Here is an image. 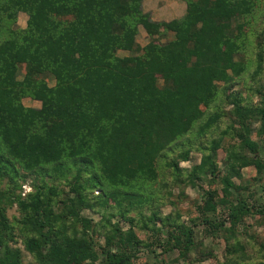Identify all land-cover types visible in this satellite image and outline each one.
<instances>
[{"label": "trees", "instance_id": "obj_1", "mask_svg": "<svg viewBox=\"0 0 264 264\" xmlns=\"http://www.w3.org/2000/svg\"><path fill=\"white\" fill-rule=\"evenodd\" d=\"M183 1L182 18L155 22L141 0H0V264H23L24 252L36 264H137L142 249L157 248L177 252L184 264L206 257L264 264V244L251 231L254 222H245L264 218V202L252 203L258 190L233 182L249 166L264 176V57L261 47L254 53L245 46L264 0ZM20 13L27 16L24 28L16 26ZM140 28L150 39L144 47ZM194 130L202 158L187 184L202 190L208 176L218 182H208L189 226L178 212L141 213L149 231L142 241L110 224V214L104 242L96 245L98 226L81 212L110 207L108 198H117L122 217L142 208L151 197L145 187L161 177L158 159L169 154L166 168L179 182V163L192 149L176 141ZM223 139L236 143L219 171ZM73 171L64 197L44 180H68ZM30 177L37 182L22 198L20 181ZM15 204L20 218L9 220ZM204 239L223 247V262L200 250Z\"/></svg>", "mask_w": 264, "mask_h": 264}, {"label": "rangeland", "instance_id": "obj_2", "mask_svg": "<svg viewBox=\"0 0 264 264\" xmlns=\"http://www.w3.org/2000/svg\"><path fill=\"white\" fill-rule=\"evenodd\" d=\"M142 10L144 13H147L150 15L152 21L155 22H169L172 20H178L183 17L185 14V8L186 4L183 0H141ZM27 16L23 13H20L17 18L16 26L17 28H24L26 25ZM171 39V37H170ZM149 37L146 35V33L143 31L142 28L139 29V34L137 36V42L140 44V46L144 47L149 42ZM168 38H163L161 40V43H165ZM246 47L247 49L253 51L254 53H257L258 48L261 47V50L263 51V57H264V13L261 12L259 15L255 17L253 20V23L251 26L246 29ZM119 55H123V53H119ZM254 60V59H253ZM264 66V63H263ZM49 86L54 85V81L47 78ZM222 85V84H220ZM245 92V91H242ZM222 94V93H221ZM219 95V97L221 96ZM224 95V94H223ZM244 96H246V93H243ZM258 99L257 97H254V102H256ZM221 101L219 100L218 103ZM23 105L26 107H33L38 108L40 106L39 102H33L29 100H23ZM216 131H214L212 134L213 136L216 135ZM194 133H196V130L188 133L186 136L179 138L176 141L177 147L183 146V149H188L191 147V152L189 154V158L185 162H180L179 167L182 169L183 173L178 178L179 182L176 183L175 178L173 177L170 170L166 168V163H169L173 156V154H169L167 158H160L158 159V167L160 171V180L158 183L153 184L151 186H146L145 192L151 193L150 200L148 203L144 204L142 208H133L131 212H129L125 217H122V215L118 212L119 207L116 206L114 200L116 199H107V202L109 203L110 207L102 208L105 212L101 210V208H95L94 210L91 209H85L81 212V216L85 217L87 219L91 220V227L93 225H97L98 227L94 226L96 233H93V238L95 241V244H103L104 242V234L109 230V224H107L106 218L108 215L109 217V223L114 225L118 224L120 228L123 230H133L138 238L142 241H145L146 235L149 234V231L142 229V223L140 222L141 217L140 214H144L146 217H151L152 212H156L158 216L166 217L171 214H174L176 212L180 213V220L185 225L189 226L190 218L195 217V209L198 204V202H201L202 192L205 190L206 186H208V182L211 180H216L218 182V179L213 178L212 176H208L207 179L203 182H201V187L196 185L194 187H191V185L187 184V178L189 171L193 166H196L200 163L202 158V153L199 152L197 149L202 144L199 141L195 140ZM213 138V137H212ZM212 138H210L212 140ZM208 140H210L207 137ZM236 140H225L223 139L221 148L217 151V167L218 170L221 171L224 168V162L226 161L227 157V149L234 145ZM264 144V141L261 142V146ZM202 147V146H201ZM181 150V149H177ZM262 158H264V146H262V151L259 153ZM93 172V171H92ZM75 174V171L72 172L71 175L67 176L68 180H51L45 178V182L48 183V185H53L60 192L63 194L62 197H64V194L69 193V182L72 179V176ZM242 179L235 178L233 179V182L236 185H240L241 183H248L250 188L252 190H258V194L256 195L255 200H252V203L261 205L262 202H264V198L261 197L260 188L264 187V176L263 178H259L257 175V172L252 167H246L242 169L241 171ZM83 178H87L89 174L82 173L81 175ZM221 176V174H220ZM258 180V181H257ZM34 181V182H33ZM37 181L34 180L33 177L27 178L25 182L20 181V185L22 186V193L21 197L24 198V196L27 194V192L31 191V184H35ZM8 183V180H4V184ZM213 183L211 188L218 190L220 192L222 186L217 185ZM5 186V185H3ZM209 188V187H207ZM110 190V189H109ZM103 191H107V188L104 187L103 189L99 190H93L89 193L90 198H94L95 196H100L103 194ZM169 192L172 194V196H169ZM184 193L189 197L188 200L180 202L179 199H177V196L179 194ZM170 197V198H169ZM234 199V198H233ZM95 201V200H93ZM125 204V203H124ZM58 212V210H56ZM113 214V215H112ZM9 220H13V218H20L19 212L17 211L16 204L7 212ZM126 218L132 219L133 224H130ZM249 218V219H248ZM248 220L245 222H250V224L254 225L251 228V231L256 234V239L259 243L264 244V218L263 217H252L248 216ZM144 226V225H143ZM150 227L154 226L153 223H150ZM78 229H80V226H78ZM163 231H165L163 229ZM16 234H18L16 232ZM17 248H20L21 251L24 248L22 239L18 238L17 236V244L15 245ZM207 249V251H212V253L215 255V261L217 262H223L225 260L224 254H223V247L219 246L218 243L210 241L209 239L203 240V245L200 247V250ZM23 264H36L34 259L31 255L24 252L23 254ZM196 252H192L190 254V257L196 258ZM137 264H184L182 259L178 257L177 252L169 253L166 255H162L161 249L157 248L155 249L154 253H151L150 251L146 249H142L137 257ZM255 261V260H254ZM95 264H101L100 260L97 261ZM197 264H216L213 262L212 259L205 258L202 260V262H198ZM253 264H258L254 262Z\"/></svg>", "mask_w": 264, "mask_h": 264}, {"label": "crops", "instance_id": "obj_3", "mask_svg": "<svg viewBox=\"0 0 264 264\" xmlns=\"http://www.w3.org/2000/svg\"><path fill=\"white\" fill-rule=\"evenodd\" d=\"M35 102V101H34Z\"/></svg>", "mask_w": 264, "mask_h": 264}]
</instances>
